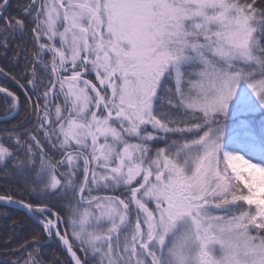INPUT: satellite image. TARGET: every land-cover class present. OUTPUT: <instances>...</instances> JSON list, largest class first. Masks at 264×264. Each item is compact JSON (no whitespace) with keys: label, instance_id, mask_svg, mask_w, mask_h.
I'll return each mask as SVG.
<instances>
[{"label":"snow or ice","instance_id":"6c2138e0","mask_svg":"<svg viewBox=\"0 0 264 264\" xmlns=\"http://www.w3.org/2000/svg\"><path fill=\"white\" fill-rule=\"evenodd\" d=\"M0 264H264V0H0Z\"/></svg>","mask_w":264,"mask_h":264}]
</instances>
